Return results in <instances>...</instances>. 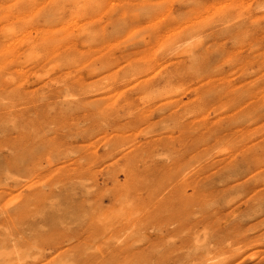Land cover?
<instances>
[{
  "label": "bare ground",
  "instance_id": "obj_1",
  "mask_svg": "<svg viewBox=\"0 0 264 264\" xmlns=\"http://www.w3.org/2000/svg\"><path fill=\"white\" fill-rule=\"evenodd\" d=\"M42 229L264 264V0H0V246Z\"/></svg>",
  "mask_w": 264,
  "mask_h": 264
},
{
  "label": "rangeland",
  "instance_id": "obj_2",
  "mask_svg": "<svg viewBox=\"0 0 264 264\" xmlns=\"http://www.w3.org/2000/svg\"><path fill=\"white\" fill-rule=\"evenodd\" d=\"M13 235L15 237L8 236L5 239V244L0 246V264H4L5 259L10 256L14 258L28 256V253L32 250L30 249L32 245L45 251L37 255V260L29 261V264H34L37 261L36 264H119L117 254L120 241L115 232L91 233L90 231L75 229H42L39 231H23L20 234ZM54 243L56 248L50 251L51 245ZM98 247H102L101 251H104V253L112 252L114 256L108 260L98 259L93 262H89L84 258H90L91 255L101 252ZM78 258H81V260L78 261ZM64 259L66 260L62 262ZM73 259L75 262H70ZM18 264L26 263L18 262Z\"/></svg>",
  "mask_w": 264,
  "mask_h": 264
}]
</instances>
